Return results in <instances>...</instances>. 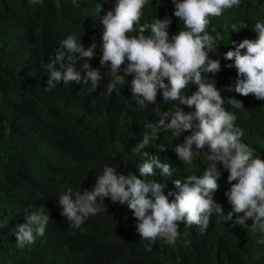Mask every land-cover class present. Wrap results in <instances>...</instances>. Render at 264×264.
Segmentation results:
<instances>
[{
  "label": "trees",
  "instance_id": "1",
  "mask_svg": "<svg viewBox=\"0 0 264 264\" xmlns=\"http://www.w3.org/2000/svg\"><path fill=\"white\" fill-rule=\"evenodd\" d=\"M164 1L147 0L140 22L151 23L158 18ZM116 2L38 0L32 4L30 0H0V219L6 222L0 229V264H264V230L253 229L251 219L246 221L248 226L235 224L236 214L227 220L232 205L225 196L222 178L228 170L220 163V188L214 200L225 216L213 214L203 231L196 225L181 224L175 245L158 239L149 251V242L136 230L132 211L110 198L104 199L103 210L90 215L79 228L70 227L61 215L58 194L68 187L91 190L105 166L116 167L120 174L140 176L136 167L144 157L132 149L142 139L146 122L158 121L161 113L174 111L175 105L185 112L194 111L179 101H163L162 90L154 104L141 107L132 98L131 75L125 77L123 86L118 84L111 93L107 91L113 77L110 65H100L101 18L109 10L114 12ZM97 5H102L99 16ZM210 21L207 31L213 37L219 34L215 43L219 47L212 59L220 60L221 69L204 74L205 81H215L224 107L236 115L235 124L243 130L242 142L264 159V100L228 90L229 85L234 89L237 70L227 67L233 61L224 59V53L234 48L230 40L239 43L256 38L252 29L257 21L264 22V0H240L238 7L225 9ZM244 23L247 27L240 31L231 30L233 24L241 27ZM183 26L178 19L168 32ZM70 34L78 42L81 37L85 49L96 44L95 55L87 62L99 68L103 78L95 90L90 81H73L67 86L60 81L51 91H44L50 57L54 59L59 41ZM85 63L77 60V70L83 73ZM127 63L125 60L120 75ZM196 90L197 86L190 83L184 93L190 96ZM231 97L242 101L243 106L234 108L229 103ZM190 134L177 137L161 131L159 138L142 150L171 164L172 176L162 177L157 169L155 177H148L165 184L166 195L178 191L175 179L183 183L186 176L202 175L209 166L203 151L191 164L176 155V144ZM159 145L167 149L162 151ZM169 199L174 196L169 195ZM42 205L45 211L50 210L51 217L45 234L37 236L33 244L18 247L15 226L25 223L26 214Z\"/></svg>",
  "mask_w": 264,
  "mask_h": 264
},
{
  "label": "clouds",
  "instance_id": "2",
  "mask_svg": "<svg viewBox=\"0 0 264 264\" xmlns=\"http://www.w3.org/2000/svg\"><path fill=\"white\" fill-rule=\"evenodd\" d=\"M37 2L30 0L32 4ZM146 3L147 0H117L114 12L109 10L101 18L104 31L100 65H110L113 77L107 91L111 93L118 84L123 86L125 77L131 75L132 98L141 107L154 104L162 90L163 101H179L181 105L194 107V111L185 112L175 105L174 111L161 113L158 121L146 122L142 139L132 149L136 153L142 152L144 157L136 167L140 176L120 174L116 167L105 166L102 174L96 176L91 190L85 188L81 192L68 187L58 194L61 215L70 227L79 228L90 215L103 210L104 199L110 198L113 203L127 205L132 211L137 220L136 230L149 242V251L158 239L175 245L180 237L181 224L196 225L203 231L213 214L225 216L222 206L214 200V193L220 188L218 180L222 172L217 167L220 163L228 170L222 178L225 196L232 205L226 214L227 220L231 221L236 214L235 224L248 226L246 221L251 219L253 229L264 230V159L242 142L243 130L235 124L236 115L224 107V97L215 81L208 83L204 77V74L221 69L220 60L212 59L219 47H215L219 34L213 37L207 31L210 17H219L225 9L238 7L240 0H165L162 12L157 16L159 19L141 23ZM97 9L99 16L102 5H97ZM178 19L184 26L168 32ZM245 27L246 23L241 27L233 24L231 30L238 32ZM252 30L257 33L255 39L245 38L239 43L230 40L234 48L224 53V59L233 61L227 67L237 70L234 89L229 85L228 90L264 100V22L257 21ZM149 31L150 35H145ZM59 45L54 59L50 57L47 64L46 71L50 74L44 91H51L60 81L66 86L73 81L78 84L90 81L92 90H95L103 77L100 69L93 68L87 61L94 57L96 44L85 49L81 37L78 42L77 37L70 34L59 41ZM79 59L86 61L83 73L76 68ZM125 60L128 63L120 75ZM190 83L195 84L197 90L189 96L184 90ZM229 103L234 108L243 106V102L235 97L229 98ZM161 131H170L177 137L184 132L191 133L174 148L183 163L191 164L193 157L202 151L210 162L202 175H188L183 183L175 179L173 183L178 191L168 195L165 194V184L148 177H155L157 169L162 177L172 176L171 164L162 162L158 155L142 151L159 138ZM158 147L162 151L167 149L164 145ZM169 195L174 199L170 200ZM49 212L42 205L26 214L25 223L15 226L18 247L33 244L37 236L45 234L51 220ZM5 224L0 219V229Z\"/></svg>",
  "mask_w": 264,
  "mask_h": 264
}]
</instances>
